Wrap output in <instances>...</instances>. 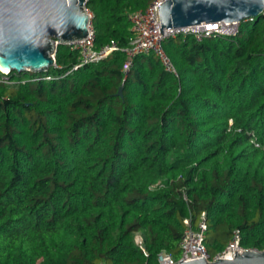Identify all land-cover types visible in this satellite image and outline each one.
I'll use <instances>...</instances> for the list:
<instances>
[{
    "label": "trees",
    "instance_id": "obj_1",
    "mask_svg": "<svg viewBox=\"0 0 264 264\" xmlns=\"http://www.w3.org/2000/svg\"><path fill=\"white\" fill-rule=\"evenodd\" d=\"M87 1L101 49L130 47L153 0ZM164 49L178 75L154 54L81 65L67 45L48 73L0 77V264L180 260L204 214L212 257L236 232L264 251V16Z\"/></svg>",
    "mask_w": 264,
    "mask_h": 264
},
{
    "label": "water",
    "instance_id": "obj_2",
    "mask_svg": "<svg viewBox=\"0 0 264 264\" xmlns=\"http://www.w3.org/2000/svg\"><path fill=\"white\" fill-rule=\"evenodd\" d=\"M87 0H0V67L6 73L45 74L57 66L59 46L84 40L91 17ZM163 30L217 23L241 24L264 16V0H169L159 6ZM119 96L123 97V87ZM177 264H264V251L233 260Z\"/></svg>",
    "mask_w": 264,
    "mask_h": 264
},
{
    "label": "built area",
    "instance_id": "obj_3",
    "mask_svg": "<svg viewBox=\"0 0 264 264\" xmlns=\"http://www.w3.org/2000/svg\"><path fill=\"white\" fill-rule=\"evenodd\" d=\"M167 1L169 0H153L146 9L136 11L131 15L130 22L132 24V31L135 35V40L128 48H120L116 41H111V43L105 45L101 49H96V36L92 27V21L89 25L88 37L68 46H70L73 51L79 53L81 65L99 63L114 52L121 51L125 53L127 57L124 63V72L128 73L136 57L144 54H154L159 58L168 72L178 75L176 67L164 49V42L166 40L176 38L179 35H193L197 42H202L214 34L230 36L235 35L238 32L237 26L240 24L221 22L215 25H203L195 28L163 30V34L159 6ZM87 13L92 18V15L89 12ZM8 74L9 73H6L0 67V77L7 76ZM186 225L187 229L180 244L182 251L181 259L176 260L171 255L163 252L159 255L158 264H177L181 260L186 262L201 259L210 262L217 260H233L238 254H243L244 252L249 251V249H245L242 246L240 232H236L225 250L215 257H212L204 243L208 229L206 215H203L202 220L196 229L192 227L191 220L189 219L186 220ZM138 243L143 245V239L138 238Z\"/></svg>",
    "mask_w": 264,
    "mask_h": 264
},
{
    "label": "rangeland",
    "instance_id": "obj_4",
    "mask_svg": "<svg viewBox=\"0 0 264 264\" xmlns=\"http://www.w3.org/2000/svg\"><path fill=\"white\" fill-rule=\"evenodd\" d=\"M86 11L90 13V11H89L87 8H86ZM90 14H91V13H90ZM91 15H92V14H91ZM91 19H92V18H91ZM237 28H239V26H237ZM237 30H238V29H237ZM164 181H165V180H162V182H164ZM137 237H138V238H142L140 234H138ZM208 247H210V246H208ZM208 251H209L210 254H211V253H214V249H212V248H208Z\"/></svg>",
    "mask_w": 264,
    "mask_h": 264
}]
</instances>
